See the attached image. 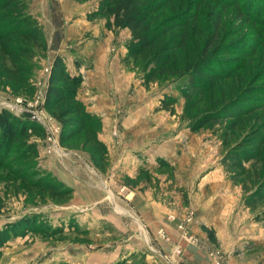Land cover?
I'll return each mask as SVG.
<instances>
[{"label":"rangeland","instance_id":"1","mask_svg":"<svg viewBox=\"0 0 264 264\" xmlns=\"http://www.w3.org/2000/svg\"><path fill=\"white\" fill-rule=\"evenodd\" d=\"M22 1L23 8L7 9L0 5V114L8 111L18 118L27 115L35 130L28 131V139L23 144L0 157V232L13 225L17 227L6 244L0 246V264H187L184 258L187 250L181 242L202 246L191 230L195 220L201 217L199 211L205 207L196 203L192 207L191 196L195 193L191 194L188 186L175 188L182 197L181 205L179 208L171 205V210L176 215V212L184 215L180 220L175 215L168 220L175 223L178 239L164 229L152 231L137 213L136 198L148 189L157 192L165 188L159 184L160 178L177 181L174 167L170 174L166 170L158 177L148 175L136 179H125L117 171L113 172L110 152L100 139L102 122L94 131L107 149L104 171L99 169L104 165L103 156L97 155L95 160L96 146L87 143L86 131L68 144L62 143V125L46 107L52 67L59 57L50 55L53 27L34 10L31 0ZM74 1L91 7V12H98L103 4V0ZM224 21L229 30L242 28L234 22L232 12ZM211 23L208 18L202 21L206 36L213 28ZM108 26L118 30L114 24ZM250 28L248 24L235 37L249 40L264 36V31L257 27ZM123 33L120 35L131 40L130 31ZM128 59V68L142 83V102L147 97L158 96L164 97V101L176 99L177 103L164 110L172 116L181 113L179 123L189 127L183 115L185 101L180 99L187 79L170 76L147 82L145 63ZM262 75L264 49L254 55L242 76L247 78V84L253 81V85L260 87L264 85ZM163 91H168L165 96L161 94ZM194 134L206 143H215L216 148L221 143L222 163L238 191L236 210L227 219L229 226H225L231 232L224 231L222 241L216 230L219 225L208 227L215 234L217 245L205 233L209 246L204 244L206 249L202 246L204 249L199 251L204 258L211 257L218 262L234 257L237 252V256L246 259H262L264 264V239L255 242L264 232V112L243 119L235 127L228 121L219 122L202 127ZM113 136L118 139V126ZM245 151L248 153L244 154ZM235 153H243L246 158L237 160ZM198 156L196 159L190 154L186 156L183 175H189L201 165L199 151ZM252 194L260 201L247 206L246 198ZM253 225L262 231L250 235Z\"/></svg>","mask_w":264,"mask_h":264},{"label":"crops","instance_id":"2","mask_svg":"<svg viewBox=\"0 0 264 264\" xmlns=\"http://www.w3.org/2000/svg\"><path fill=\"white\" fill-rule=\"evenodd\" d=\"M31 4L53 27L50 55L62 56L68 71L83 78L77 98L103 123L100 139L110 152L112 171L125 179H136L148 175L158 177L166 170L170 174L172 167L176 169L177 181L160 178L159 184L165 188L157 192L148 189L143 196H138L140 200L136 198L135 208L147 227L156 232L164 229L177 240L175 223L168 219L175 215L180 220L184 214H174L171 205L178 208L181 205L182 197L175 188L189 187L191 194L195 193L190 195L192 207H196L195 203L205 207L199 211L201 217L195 220L191 234L206 249V245L209 246L206 244L207 228L219 225L216 228L218 239L224 241V231L231 232L225 226H229L227 219L236 210L238 191L222 163L221 143L218 142L216 148L215 143H206L205 139L191 133L189 127L179 123L181 113L172 116L162 108L164 97H147L145 103L142 102V83L128 68L127 41L130 37L120 35L126 30L108 26L113 24V16H97V12H91V7H84L74 0H31ZM59 10L61 12L56 16ZM63 22H66L65 26ZM167 92L161 94L165 96ZM116 105L121 112H117ZM117 122L119 136L115 139L113 132ZM198 151L203 159L201 165L189 175H183L186 156L199 158ZM160 160L167 165L160 167ZM260 228L253 225L250 235L258 234L262 231ZM263 239L262 231V237L256 238L255 242ZM181 244L187 250L184 256L187 264H262V259H246L237 256L236 251L234 257L218 262L211 257L204 258L199 251L204 248L200 245ZM228 245L230 247V243Z\"/></svg>","mask_w":264,"mask_h":264},{"label":"trees","instance_id":"3","mask_svg":"<svg viewBox=\"0 0 264 264\" xmlns=\"http://www.w3.org/2000/svg\"><path fill=\"white\" fill-rule=\"evenodd\" d=\"M102 3L96 15L112 14L115 28L130 31L129 57L145 63L147 82L170 76L187 79L180 99L185 101L184 120L192 133L219 122L228 121L235 127L243 119L264 112V85H253V81L247 84V78L242 76L254 55L264 49V36L249 40L235 37L248 24L250 29L257 27L264 31V0H103ZM0 5L17 9L23 8L24 2L0 0ZM231 12L234 22L242 25L238 31L225 28L224 18ZM204 18L213 22L208 36L202 29ZM82 82L81 76L68 72L64 58L57 57L51 71L46 107L62 125L63 144L86 131L87 143L96 146L95 160L101 155L104 163L107 149L94 131L98 130L101 120L88 113L77 98ZM174 103L176 99L165 100L163 108H170ZM29 130H35V125L27 115L18 118L3 111L0 114V157L23 144ZM235 154L237 160L246 158L243 153ZM159 165L166 166L167 162L160 160ZM105 168L104 163L99 169L104 171ZM259 201L255 194L246 198L247 206ZM16 230L13 225L1 231L0 246H4ZM206 233L217 245L215 234L208 229Z\"/></svg>","mask_w":264,"mask_h":264}]
</instances>
